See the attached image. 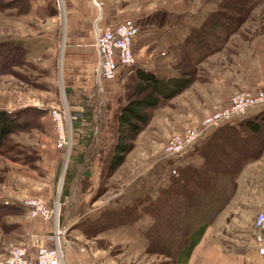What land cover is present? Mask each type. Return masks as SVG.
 I'll return each instance as SVG.
<instances>
[{
	"label": "rangeland",
	"instance_id": "1",
	"mask_svg": "<svg viewBox=\"0 0 264 264\" xmlns=\"http://www.w3.org/2000/svg\"><path fill=\"white\" fill-rule=\"evenodd\" d=\"M64 2L0 0V109L17 111L19 122V127L7 134L0 146V258L11 247L26 245L28 240L35 241L30 246L31 252H35L33 255L53 247L58 231L63 241L69 232L94 237L105 230L97 232L96 225L110 211L132 206L134 213H141L140 218L144 201L156 193H146L145 181L152 180L150 171L156 188L161 190L174 178L172 172L167 171L164 182L158 183L163 170L173 158L185 155V152L168 155L163 144L177 132L199 125L208 112L222 108L231 94L245 89H264V0L121 1L122 7L125 3L134 4V17L131 13L118 20L134 21L138 32L133 41L138 39V34L147 31V26L152 27L158 13L168 10H174L179 20L188 23L186 17L192 15L200 19L201 24L196 25L198 33H192L188 40L194 43L183 42L178 49L168 50L165 42L157 47L147 42L140 50L141 41H132L134 63L118 64L115 76L94 83L91 95L82 87L71 89L62 76ZM194 8H198V12L194 13ZM180 30L186 35L189 29L182 25ZM201 34L205 47L196 43ZM149 36L158 37L157 33ZM136 63H152L165 75L190 73L191 84L175 100H163L164 103L149 110L150 119L131 139V148L122 164L107 176L103 167L114 140V113L132 91L135 79L131 67ZM90 105L96 117L77 122L78 112ZM51 106L58 107L66 117L67 143L63 147L57 146L59 133L51 117ZM258 109H248L237 118L253 115ZM213 130L208 128L207 135ZM263 155L264 150L256 160L245 163L237 178L246 165L257 162ZM73 166L76 170L68 185V194L63 196L64 178ZM222 184L232 189L230 201L237 192V179ZM36 197L44 201L49 218L44 219L41 214L33 217L24 205L26 198ZM263 209L264 204L258 208L242 204L241 214L234 212L238 214L234 218L237 226L243 221H252ZM246 226L243 231L235 230L238 240L234 245L245 244L242 238H247ZM42 227H46L45 230ZM133 241L137 238L129 240L126 248ZM234 245H223L221 253L227 255L224 264H240ZM125 258L126 264H137L141 259L140 255ZM158 264L176 263L170 259L160 260ZM257 264H264V260L260 259Z\"/></svg>",
	"mask_w": 264,
	"mask_h": 264
},
{
	"label": "crops",
	"instance_id": "2",
	"mask_svg": "<svg viewBox=\"0 0 264 264\" xmlns=\"http://www.w3.org/2000/svg\"><path fill=\"white\" fill-rule=\"evenodd\" d=\"M121 1L124 0H65V12L63 15L64 44L62 49L63 56L61 70L64 80L71 89L75 90L82 87L87 91L89 90L90 92L88 93L91 95L94 83H97L98 69L96 67V61L98 60V53L95 48V35L102 27L99 23L106 25L118 22L120 18L128 14L132 13V17L136 14L133 3H125V6L122 7L120 4H123V2ZM92 7L95 9V13L97 11V16L95 17L94 9ZM192 11L196 13L198 12V8H194ZM174 14V10L172 12L168 10L163 13H158L155 17L157 21L151 24L152 27L147 26V31H143L144 33H142V35L138 34V39H135L133 42L137 43L138 40L141 41L142 45L140 46V50H143L144 47H146L143 44H146L147 42L155 43L154 47L165 42L168 50L174 47L178 49L183 42L188 43V40L192 36L191 34L193 33V35H195V33H197L196 25L201 24V21L197 17L190 15L189 18L186 17L188 20L187 23L186 20L182 21L175 18L176 15ZM98 16L99 19H101L97 20L95 24V21H92V19H96ZM177 21L178 26H176ZM181 23L184 27L186 26L189 29L186 30V35L180 30L182 26ZM152 33H157L158 37L149 36L152 35ZM150 37L154 39L151 40ZM189 43L192 44L194 42L190 41ZM166 52H163L162 54ZM150 55H152V53H150ZM134 67L147 70L151 69V71L153 70L158 77H171L176 75H165L158 71L152 63H136ZM181 93L182 91L176 94V96ZM176 96L167 100H175ZM161 103H164V101ZM86 108L88 109L87 112L90 111L91 115L96 117L94 116V109L90 105L85 106L83 110L79 111L76 119L81 118L82 112L86 110ZM81 121H85V119L81 118V120L77 122L80 123ZM200 143L201 140L197 141L190 149L185 151V155L173 158L174 160L172 159L167 168L163 170L160 176L162 180H159L158 183H163L165 173L167 171H169V173L172 172V170L178 165L188 163L196 165L201 163L199 151L201 148ZM149 175L152 180H150V183H148L147 180L145 181L146 193L147 191L150 193L156 192L152 197L155 198L158 189L155 186V180H153L154 178L151 171ZM237 183V192L230 201L229 199L226 201V203H228L225 208L222 206L220 209L211 210V213L207 212L205 214L206 218L211 217L212 215V219L208 222L207 227L199 237L198 242L193 247L189 257L183 256L181 251L186 249L189 245V235L193 233L195 228L203 223L205 218L203 210L196 211L191 215L188 214V216L183 218L184 220L190 218L191 221L188 223L194 226L190 229L187 228L183 232L187 239L185 243H181L180 246L178 245L176 248L173 247L172 244L170 246L167 243H164L165 246L163 250H159L157 245L149 247L150 241L147 233L154 221V216L151 213H144L140 218L133 220L130 223L101 231V233H97L91 238L84 237L81 233L76 234L74 232H69L65 238L66 240L63 241L65 244V260L68 264H126L124 263V261L126 262V255H140L141 259L137 261V264H158V261L160 260L165 262V260L168 261L170 259L175 260L176 264H224V257L226 258L227 255L223 256L221 253L223 245L227 246L229 244L233 246V242H237L238 240L235 237V230L243 231L246 229L244 228V225H247V238H242V241L245 240V244L239 246L235 243V249L238 250L237 253L235 252V255L238 257L237 261H239L240 264L241 262L243 264H257L260 259L264 260V255H259L257 253V248L253 242V235L255 233L253 223L252 221H249L248 223L243 221L242 224L237 226L234 218L236 215L241 214L240 208L242 204L244 206L248 205L256 208H258L259 205L264 204V155L261 156L257 162L246 165L243 168L240 176L237 178ZM236 211L238 214H234ZM45 228L46 227H42L41 229L45 230ZM251 229L253 231H251ZM122 233L125 234L123 235ZM219 234H221L220 237L215 240V237ZM221 236L228 237V239L224 240ZM133 237L137 238V241L130 242L126 248L127 243H129L128 241L132 240ZM101 240H103L102 242L104 244L99 242ZM34 242V240H28L26 243L30 252V246H32L31 244H34ZM173 251L176 253L174 256ZM34 253L31 252L32 255ZM180 257L181 262L178 263V258L180 261Z\"/></svg>",
	"mask_w": 264,
	"mask_h": 264
},
{
	"label": "trees",
	"instance_id": "3",
	"mask_svg": "<svg viewBox=\"0 0 264 264\" xmlns=\"http://www.w3.org/2000/svg\"><path fill=\"white\" fill-rule=\"evenodd\" d=\"M202 38L204 36L201 34L196 43L205 47L206 42ZM20 49L23 52L21 46ZM131 70L135 79L132 91L125 96V102L114 113V140L109 155L104 159L103 167L107 176L122 164L125 154L131 148V139L139 134L149 121V110L160 105L163 100L176 96L188 87L192 80V76L187 72H180L171 77H158L153 71L144 68L132 66ZM87 110L86 108L82 112L81 118L90 121L93 116ZM17 118V111L0 109V146L6 140L7 134L19 127ZM81 118L75 120L80 121ZM230 120L212 127L214 130L208 135V131L206 132L199 150L201 163L176 166L172 170L174 178L171 182L158 190L155 198L149 196L144 201L142 213H151L154 216L147 233L149 247L157 245L159 250H163L164 243L170 246L172 244L175 248L185 243L187 238L183 232L194 225L189 224L190 218H183L202 210L205 217L207 212L211 213V210L224 206L232 194V189H227L222 183L226 180L235 182L242 166L248 161L256 160L263 152L264 107L259 108L253 115ZM75 170V166L71 167L64 178L66 184L63 196L68 194V185ZM133 210L131 206L110 211L106 218L96 225L97 232L136 220L141 213H134ZM211 219L212 215L205 217L203 223L189 235V245L181 251L183 256L189 257ZM175 254L173 251V256ZM180 262L181 257L180 261L178 258V263Z\"/></svg>",
	"mask_w": 264,
	"mask_h": 264
},
{
	"label": "built area",
	"instance_id": "4",
	"mask_svg": "<svg viewBox=\"0 0 264 264\" xmlns=\"http://www.w3.org/2000/svg\"><path fill=\"white\" fill-rule=\"evenodd\" d=\"M99 19L96 18L94 21ZM96 24V22H94ZM138 27L133 20H126L107 24L96 32L95 48L98 53L97 82L101 78L111 79L116 74L118 64L127 66L135 61L131 44ZM264 107V89L242 90L229 96L227 103L219 109L208 112L199 125L186 128L171 136L164 144L163 150L168 155L181 154L190 149L194 143L201 140L208 128L217 127L225 121L246 113L248 109ZM51 117L56 123L58 131V147L66 145L65 129L66 117L56 106L49 107ZM24 205L29 208V213L34 217L41 214L44 219L50 217V213L42 198H26ZM253 227L254 242L258 254L264 255V209L254 216ZM53 247L45 248L32 255L25 244L11 247L0 258V264H68L65 260V244H63L60 232H57Z\"/></svg>",
	"mask_w": 264,
	"mask_h": 264
},
{
	"label": "water",
	"instance_id": "5",
	"mask_svg": "<svg viewBox=\"0 0 264 264\" xmlns=\"http://www.w3.org/2000/svg\"><path fill=\"white\" fill-rule=\"evenodd\" d=\"M99 17V16H98Z\"/></svg>",
	"mask_w": 264,
	"mask_h": 264
}]
</instances>
